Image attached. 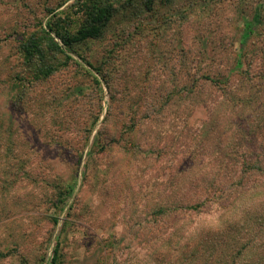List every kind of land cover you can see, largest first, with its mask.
Masks as SVG:
<instances>
[{
  "label": "rangeland",
  "instance_id": "1",
  "mask_svg": "<svg viewBox=\"0 0 264 264\" xmlns=\"http://www.w3.org/2000/svg\"><path fill=\"white\" fill-rule=\"evenodd\" d=\"M74 1L0 0V264L264 262V175L231 193L238 178L221 159L261 149L235 127L247 120L237 102L264 73V37L230 83L205 81L229 76L264 0L122 9L102 39L36 79L21 41ZM213 191L199 214L172 205ZM202 232L213 241L189 240Z\"/></svg>",
  "mask_w": 264,
  "mask_h": 264
},
{
  "label": "trees",
  "instance_id": "2",
  "mask_svg": "<svg viewBox=\"0 0 264 264\" xmlns=\"http://www.w3.org/2000/svg\"><path fill=\"white\" fill-rule=\"evenodd\" d=\"M170 0H75L73 3L68 5L69 7L64 10L57 12L58 8L63 7L61 4L50 12L52 16L45 26H41L39 30L32 33L28 38L21 41L20 49L24 54L26 61L34 67L36 73V79H45L52 75L58 70L56 65L53 64L57 60V56L61 55L68 61L73 60L72 54H79L78 47L81 44H85L89 41H96L102 39L108 31V28L115 16L122 9H137L142 12H152L157 6L165 5ZM67 11H71V14H67ZM66 15V17H62ZM264 8H258L255 16L251 21H246L243 26V33L240 38V49L237 55V60L234 69L231 70L229 76L221 79H215L212 77H206L205 81L211 85L222 86L224 83H230L233 78V73H238L244 66L245 57L247 56L246 47L250 44L252 38L264 37V26L263 17ZM262 52V51H261ZM264 55V52L262 53ZM79 56H81L79 54ZM244 59V61H243ZM53 65H52V64ZM67 64L64 61L63 66ZM232 77H231V76ZM254 86L251 87L250 94L238 104V114L246 116V121L242 126L235 127V132L239 129L241 135L238 136L237 140L242 143H249V145H259L260 151H237L224 152L221 154L223 163L227 162L228 165L233 163V167H223L224 172L227 174L237 175L238 181L230 186L229 192L235 194L244 193L243 179L246 175L260 174L264 175V73L257 74ZM96 82L99 83L95 77ZM262 88V90H261ZM256 89V90H255ZM252 91V92H251ZM263 102V106L259 104ZM249 111V113L247 112ZM238 123V121L236 122ZM104 148V146H102ZM261 160V161H260ZM234 172V173H232ZM232 190V191H231ZM74 187H69L66 194H72ZM177 193V191H176ZM245 194V193H244ZM213 198L216 195V191L213 193H206L201 200H190L184 203L179 199H175L172 205L175 209L180 208L186 212L199 214L203 210V206L209 200V196ZM185 204V205H184ZM249 204V200L243 199L239 202L238 208L235 209V214L241 208ZM166 205H161L158 209V214L164 213ZM204 232V231H203ZM198 234V236L191 234L189 237L190 241L201 244L211 243L213 239L208 240L206 236ZM58 246L55 249V255L58 252ZM246 250V249H245ZM251 250V249H250ZM243 249L239 250V254L242 255ZM219 264H223L220 261ZM260 264V263H259ZM261 264H264L262 262Z\"/></svg>",
  "mask_w": 264,
  "mask_h": 264
}]
</instances>
